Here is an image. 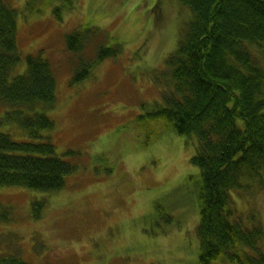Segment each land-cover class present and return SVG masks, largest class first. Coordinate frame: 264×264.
I'll return each instance as SVG.
<instances>
[{"label": "rangeland", "instance_id": "obj_1", "mask_svg": "<svg viewBox=\"0 0 264 264\" xmlns=\"http://www.w3.org/2000/svg\"><path fill=\"white\" fill-rule=\"evenodd\" d=\"M6 1L16 10L21 54L12 76L26 71V55L41 52L53 67L56 101L41 110L54 128L39 130V138L0 103V133L17 142L49 138L75 170L50 193L0 186V261L16 254L27 264H195L200 174L190 158L196 139L167 130L144 144L131 127L161 100L155 78L190 10L175 0H73L56 15L55 1ZM82 26L98 29L95 41L70 52L66 35ZM102 33L117 38L119 52L72 82L76 67L95 56ZM249 49L264 68L263 50ZM238 191H230V206L246 224L251 214L260 221L264 251V189L252 184Z\"/></svg>", "mask_w": 264, "mask_h": 264}, {"label": "trees", "instance_id": "obj_2", "mask_svg": "<svg viewBox=\"0 0 264 264\" xmlns=\"http://www.w3.org/2000/svg\"><path fill=\"white\" fill-rule=\"evenodd\" d=\"M41 1H55L56 15L73 5V0ZM175 1L190 10L191 19L155 78L161 100L138 114L131 127L142 133L144 144L167 130L196 139L190 158L200 174L195 264H264L260 221L251 214L246 224L230 206V191L252 184L264 189V68L249 49L255 45L264 52V0ZM15 16L16 10L0 0V103L28 135L39 138V130L54 128L41 111L55 105L54 71L39 52L26 55V71L12 76L21 59ZM97 34L89 26L72 29L66 35L68 50L82 52ZM96 40L95 56L80 71L76 67L72 82L121 48L114 36L102 33ZM74 170L49 138L17 142L0 133V186L50 193L63 187ZM35 203L41 208V201ZM0 264L27 263L16 256Z\"/></svg>", "mask_w": 264, "mask_h": 264}]
</instances>
